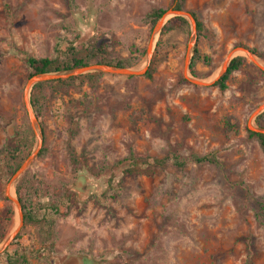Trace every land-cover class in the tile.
<instances>
[{
    "label": "rangeland",
    "instance_id": "374dc122",
    "mask_svg": "<svg viewBox=\"0 0 264 264\" xmlns=\"http://www.w3.org/2000/svg\"><path fill=\"white\" fill-rule=\"evenodd\" d=\"M73 6L0 0V247L19 224L11 199L22 178L34 212L0 253V264L23 249L30 264H264V155L247 134L248 125L264 129V110L254 116L264 104V73L241 51L264 67V0H185L181 11L194 15L195 31L182 17L187 30L169 32L162 28L174 17V0ZM153 9L165 11L162 26L161 19L153 27L146 22ZM75 34L77 45L100 39L111 58L127 59L135 50L139 60L128 69L137 72L147 66L151 42L154 71L144 76L149 63L138 76L86 73L36 91L32 110L42 145L12 182L37 147L24 104L32 77L26 59L54 58L56 46ZM194 36L209 65L195 62L192 75L185 63ZM236 57L244 65L219 91L211 83ZM228 118L236 130L226 129ZM8 149H16L14 161ZM129 152L178 156L185 165L127 176ZM191 156L216 163L196 164Z\"/></svg>",
    "mask_w": 264,
    "mask_h": 264
},
{
    "label": "trees",
    "instance_id": "16d2710c",
    "mask_svg": "<svg viewBox=\"0 0 264 264\" xmlns=\"http://www.w3.org/2000/svg\"><path fill=\"white\" fill-rule=\"evenodd\" d=\"M185 0H174L175 2V11H181L183 8V3ZM69 5L73 6V0H68ZM165 14L164 10L161 9H153L146 15V22L153 27L154 24L161 19ZM195 20L193 14H191ZM188 28L187 21L182 17H172L170 18L163 26L162 32H169L172 30H181L186 31ZM196 28L199 31L201 25L196 22ZM79 39V35L75 34L74 38L71 41H63L58 44L55 48V57L48 58H39L34 59L28 57L26 59V67L30 71V75H38L44 73H57L63 71H70L74 69H79L83 67H87L90 65H107L116 68H124L128 69L137 64L139 57L135 56L138 53L135 50H131L130 57L127 59H119V58H111L110 53L108 51V46L100 41V39L96 37H92L87 42L77 45V40ZM199 37L196 39V43ZM158 45V44H157ZM255 54V52H252ZM261 57V56H260ZM195 62H202L205 65H209V59L207 57L201 56L196 46L193 48V56L190 60L189 70L192 75L193 67ZM154 61L150 63V66L147 68L144 76L146 78H150L152 72L154 71ZM244 65V59L241 57H236L230 60L228 66L225 71L212 83L213 87H216L219 91H224L227 88V81L229 80L231 74L236 72L242 68ZM82 77V76H80ZM80 77H71L68 80H57L52 82L38 83L33 86L30 93V103L31 107L34 110L36 106V96L35 92L40 91L43 87H45L49 83H57L59 85H65L69 81L76 80ZM36 118H38L37 114H35ZM231 118H228L224 121V125L228 131H233L237 129V124L230 123ZM248 137L257 142L262 154L264 155V134L254 133L247 130ZM16 149H8L5 153L9 156L11 161H14L16 156ZM151 160V163H150ZM189 160L196 164H215L216 161L211 156H191ZM128 165L126 169L123 170V173L127 176H137V175H145L151 176L155 169L165 170L167 167L172 166L174 168L180 169L185 165V161L181 160L178 156L172 157H164L160 159H150L147 156H135L132 152H129L126 159L124 160ZM27 183L22 178L15 185V194L16 198L19 201L22 215H23V223H30L33 221V209L27 208V202L23 198V192L26 189ZM65 199V198H64ZM54 204L51 207L55 212H58V206H60L63 201L62 198L59 197L57 200L53 201ZM57 203L58 205H56ZM68 208V206L66 207ZM52 246V244H50ZM51 250V247H49ZM27 250L23 249L21 252H14L11 257H8V264H30L29 259L27 258Z\"/></svg>",
    "mask_w": 264,
    "mask_h": 264
},
{
    "label": "water",
    "instance_id": "95a60500",
    "mask_svg": "<svg viewBox=\"0 0 264 264\" xmlns=\"http://www.w3.org/2000/svg\"><path fill=\"white\" fill-rule=\"evenodd\" d=\"M170 13L174 17H187L190 20V23L192 24L193 31H195V21L192 18V16L184 11H170ZM163 24V17L161 18L160 22L158 23V26H162ZM196 42L195 36L193 37L192 41L188 44V49L194 47V44ZM151 46L152 43L150 42L148 48H147V66L150 63L151 57H152V52H151ZM253 62V64L261 71L264 73V67L259 65L256 61L252 59V54L248 50L241 49ZM146 66V68H147ZM146 68L143 71H132L129 69H124V68H116V67H111L107 65H91L79 69H74L70 71H63V72H57V73H44V74H38L32 76L29 81L26 84L25 88V99H24V104H25V109L27 113V117L31 126L32 131L34 132V135L37 139V147L34 150V152L27 158V160L19 167V169L15 172V174L12 176L11 181L14 182L16 181L25 171L28 163L35 158L36 154L38 153L39 149L41 148L42 145V138H41V133L39 131L38 123L36 116L33 113L30 101H29V93L31 88L42 82H48V81H55V80H65L70 77H76L80 76L86 73H93V72H102V73H109V74H114V75H119V76H138L141 75L145 72ZM189 69V62L187 61L185 63V71ZM226 67L223 69V72L225 71ZM184 77H186V74L184 73ZM213 83V82H212ZM211 83V84H212ZM193 84L197 86H207L209 84L199 82V81H193ZM264 110V104H262L256 112H254V116L258 115L260 112ZM247 130L254 132V133H259V134H264V129L262 128H253L250 125L247 126ZM8 189H9V184L6 186L5 189V195L7 198H9L8 195ZM13 204L16 206L17 212H18V218H19V224L18 227L5 239L4 243L0 247V253L6 250V248L11 244V242L15 239L16 235L20 231V228L23 225V215H22V210L19 204V201L17 199H11Z\"/></svg>",
    "mask_w": 264,
    "mask_h": 264
},
{
    "label": "bare ground",
    "instance_id": "6f19581e",
    "mask_svg": "<svg viewBox=\"0 0 264 264\" xmlns=\"http://www.w3.org/2000/svg\"><path fill=\"white\" fill-rule=\"evenodd\" d=\"M241 53V52H240ZM258 63H259V61H257ZM11 193H12V191H11Z\"/></svg>",
    "mask_w": 264,
    "mask_h": 264
},
{
    "label": "crops",
    "instance_id": "0c3cea01",
    "mask_svg": "<svg viewBox=\"0 0 264 264\" xmlns=\"http://www.w3.org/2000/svg\"><path fill=\"white\" fill-rule=\"evenodd\" d=\"M70 264H72V263H70Z\"/></svg>",
    "mask_w": 264,
    "mask_h": 264
}]
</instances>
